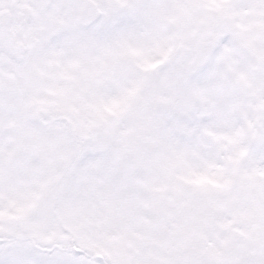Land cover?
<instances>
[{
	"label": "snow or ice",
	"instance_id": "snow-or-ice-1",
	"mask_svg": "<svg viewBox=\"0 0 264 264\" xmlns=\"http://www.w3.org/2000/svg\"><path fill=\"white\" fill-rule=\"evenodd\" d=\"M0 264H264V0H0Z\"/></svg>",
	"mask_w": 264,
	"mask_h": 264
}]
</instances>
